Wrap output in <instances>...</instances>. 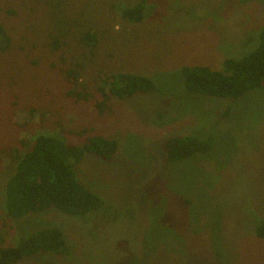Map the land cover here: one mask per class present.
<instances>
[{"label":"rangeland","instance_id":"374dc122","mask_svg":"<svg viewBox=\"0 0 264 264\" xmlns=\"http://www.w3.org/2000/svg\"><path fill=\"white\" fill-rule=\"evenodd\" d=\"M133 2L0 0V25L12 39L0 52V147L24 149L39 129L69 143L91 134L120 139L111 162L88 154L75 167L114 208L85 218L56 208L32 213L20 222L22 234L59 226L70 255L40 252L17 264H216L214 236L230 264H264V238L256 235L264 220V88L236 99L192 94L178 70L222 69L224 58L254 49L264 0H148L142 21L126 22L118 11ZM87 31L99 40L94 53L82 40ZM47 32L58 38L56 51ZM76 61L90 91L105 73L121 71L151 77L161 95L112 98L99 113L97 94L68 93L64 70ZM205 127L215 134L210 152L167 161V136ZM7 163L0 160V196ZM20 223L5 219L0 203L6 243Z\"/></svg>","mask_w":264,"mask_h":264},{"label":"trees","instance_id":"16d2710c","mask_svg":"<svg viewBox=\"0 0 264 264\" xmlns=\"http://www.w3.org/2000/svg\"><path fill=\"white\" fill-rule=\"evenodd\" d=\"M147 1L134 0L132 5L118 11L120 18L131 23L142 21ZM257 35L254 49L240 58H224L222 69L205 65L180 67L178 70L183 90L192 94L236 99L251 91L263 89L264 28ZM43 39H47L51 51H56L60 46L58 38L50 32L45 33ZM11 40L8 31L0 25V52L10 48ZM82 40L91 53L96 51L99 40L95 34L87 31ZM71 65L64 70L71 85L68 93L76 99H91L97 94L93 107L99 113L109 107L112 98H130L136 93L161 95L159 86L151 77L121 71L105 73L98 79L96 92H93L86 83L80 81L82 65L78 61ZM213 132L205 127L189 134L167 136L163 145L167 161H181L210 152L216 144ZM30 140L24 149L0 147V160L8 162V174L0 196L5 219L20 223L23 219L26 221L25 218L32 213L47 208H56L75 218L89 217L95 212L107 214L113 205L80 181L75 167L88 154L111 162L120 149V139L91 134L84 136L80 142L69 143L60 132L39 129L30 136ZM21 223L17 226L18 233L12 243L5 242L6 231L0 227V264H17L40 252L65 257L70 255V247L61 227L52 223L41 224L39 227H43L34 228L31 232L28 229L29 233L26 229L27 234L23 235L25 233L19 230ZM219 226L220 223L217 228ZM256 235L264 238V220L259 222ZM214 241L217 247H212V254L216 264H230L223 255L219 236L211 238V242Z\"/></svg>","mask_w":264,"mask_h":264}]
</instances>
